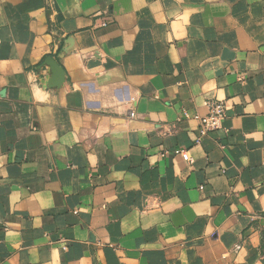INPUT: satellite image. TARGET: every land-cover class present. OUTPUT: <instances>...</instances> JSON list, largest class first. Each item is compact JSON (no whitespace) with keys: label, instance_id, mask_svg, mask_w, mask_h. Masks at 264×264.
<instances>
[{"label":"crops","instance_id":"obj_1","mask_svg":"<svg viewBox=\"0 0 264 264\" xmlns=\"http://www.w3.org/2000/svg\"><path fill=\"white\" fill-rule=\"evenodd\" d=\"M0 264H264V0H0Z\"/></svg>","mask_w":264,"mask_h":264},{"label":"built area","instance_id":"obj_2","mask_svg":"<svg viewBox=\"0 0 264 264\" xmlns=\"http://www.w3.org/2000/svg\"><path fill=\"white\" fill-rule=\"evenodd\" d=\"M208 113L205 115H197L199 119L200 132L202 135L209 131L223 127L226 118V104L223 100L208 99L206 100ZM177 154H182L187 160L192 161L186 150H176Z\"/></svg>","mask_w":264,"mask_h":264},{"label":"water","instance_id":"obj_3","mask_svg":"<svg viewBox=\"0 0 264 264\" xmlns=\"http://www.w3.org/2000/svg\"><path fill=\"white\" fill-rule=\"evenodd\" d=\"M55 73V82L51 85H59L63 81V69L55 62L50 61Z\"/></svg>","mask_w":264,"mask_h":264}]
</instances>
